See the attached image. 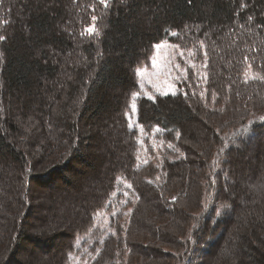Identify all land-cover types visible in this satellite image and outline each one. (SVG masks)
<instances>
[{
	"label": "trees",
	"instance_id": "16d2710c",
	"mask_svg": "<svg viewBox=\"0 0 264 264\" xmlns=\"http://www.w3.org/2000/svg\"><path fill=\"white\" fill-rule=\"evenodd\" d=\"M165 41L187 76L139 95ZM56 174L47 212L85 197L30 240L32 184ZM0 264H264V0H0Z\"/></svg>",
	"mask_w": 264,
	"mask_h": 264
},
{
	"label": "rangeland",
	"instance_id": "374dc122",
	"mask_svg": "<svg viewBox=\"0 0 264 264\" xmlns=\"http://www.w3.org/2000/svg\"><path fill=\"white\" fill-rule=\"evenodd\" d=\"M89 30L91 32L95 31V25L92 24L89 27ZM189 53H186L183 49H181L179 46L174 45L170 42H160L155 46L154 53L151 57L150 62L146 66L139 67L137 70L138 75V81L140 84V92L139 95H144L147 97H154L155 94H161V95H170V94H176L180 90L179 82L187 76L186 66H188L190 60ZM137 95V97L139 96ZM128 119L130 122V126L137 127L140 132L143 131L142 127L137 123V106L136 102L132 101L130 105V110L128 112ZM116 124H114L113 127H106V130L114 132L113 130L117 129ZM94 126L90 128V131H93ZM103 131L105 130L102 129ZM106 133V132H105ZM104 133V134H105ZM109 138V137H108ZM110 139V138H109ZM101 145H95L92 149L95 150V154H98L100 152ZM115 157H111L107 161L111 165L112 162H115ZM118 162H121V159L123 158V153L117 155ZM57 174L50 179L46 185L44 186H37L36 184H32L31 193L32 195L29 197L31 198V202L33 205V209L31 210L30 216L27 218L28 221H30L31 227L29 229V236L30 240H36L38 237V229L36 228L35 221H40L41 219H47L50 214L54 213L56 215H61V213L68 214L69 216H73L72 214L76 210L75 208L70 210L69 205L74 204L76 206V203L82 202V199L85 196H75L74 193H72L71 190L62 189V193H60V199L54 205L52 208L49 209L47 212V195L51 194V192L54 190L55 185L57 184ZM95 178V177H94ZM85 184L90 189H97L98 183L95 181V179H84L81 182L82 184ZM83 184V187H84ZM126 187V184H124ZM124 187V188H125ZM80 188V187H79ZM124 188L119 190V193L124 190ZM66 190V191H64ZM66 192V193H65ZM30 193V192H29ZM34 194V196H33ZM118 197V196H117ZM128 197V192H124V196L122 198H119V202L123 203ZM69 211V212H68ZM120 211V207L116 204V202H113V205L111 207V212H102V214L98 215V222L101 224H108L109 218L111 216L117 215V213ZM77 212H75L76 214ZM65 215V214H64ZM55 234L57 236L56 241L62 243L64 245L66 239H69L73 231H66L64 228H60ZM68 236V238H67ZM42 239V237H41ZM26 250L19 253L17 256V260H24L26 263L28 262V256L29 251L33 250L32 248H38L35 245H33L32 242L26 241ZM63 247L61 244L59 245ZM40 248V247H39ZM58 247L56 250L55 256L57 257L59 255Z\"/></svg>",
	"mask_w": 264,
	"mask_h": 264
},
{
	"label": "snow or ice",
	"instance_id": "6c2138e0",
	"mask_svg": "<svg viewBox=\"0 0 264 264\" xmlns=\"http://www.w3.org/2000/svg\"><path fill=\"white\" fill-rule=\"evenodd\" d=\"M93 19H95V17H93Z\"/></svg>",
	"mask_w": 264,
	"mask_h": 264
}]
</instances>
